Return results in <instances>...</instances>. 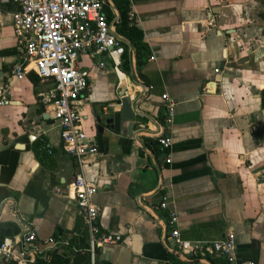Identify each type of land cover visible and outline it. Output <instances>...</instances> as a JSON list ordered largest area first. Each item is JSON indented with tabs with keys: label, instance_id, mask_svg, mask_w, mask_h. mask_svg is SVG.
<instances>
[{
	"label": "crops",
	"instance_id": "obj_1",
	"mask_svg": "<svg viewBox=\"0 0 264 264\" xmlns=\"http://www.w3.org/2000/svg\"><path fill=\"white\" fill-rule=\"evenodd\" d=\"M124 1L147 48L135 62L147 87L131 76L129 50V72L107 55L82 58L90 82L79 102L80 123L99 150L83 163L68 155L58 123L39 101L51 82L32 72L12 74L23 57L12 30L17 6L0 5V90H7L0 107V243L25 227L39 240L34 256H0V264H86L88 225L67 195L76 175L97 185L98 224L121 238L100 250L98 264H225L213 254L182 255L186 261L170 251L169 212L182 240L232 234L239 259L264 264V0ZM106 13L112 22L108 2ZM123 88L156 120L144 118L143 132L159 133L160 124L171 137L168 149L157 138L140 136L135 143L119 131L98 132L97 114L119 110ZM164 94L175 102L169 128L162 122ZM164 194L168 206L160 209ZM140 204L166 225V245L163 225ZM46 238L60 241L59 248L44 249Z\"/></svg>",
	"mask_w": 264,
	"mask_h": 264
},
{
	"label": "built area",
	"instance_id": "obj_2",
	"mask_svg": "<svg viewBox=\"0 0 264 264\" xmlns=\"http://www.w3.org/2000/svg\"><path fill=\"white\" fill-rule=\"evenodd\" d=\"M9 2L17 6L12 12V30L23 46V57L13 64L12 74L22 78L32 72L51 82L38 96L50 118L59 125L60 143L69 156L81 163L94 158L99 154L97 144L80 123L79 102L90 82V72L83 67L82 58L107 55L117 68L127 46L111 31L107 0H0V5ZM6 94V89L0 90V107L6 102ZM162 98L163 127L169 128L175 102L167 94ZM157 143L161 149H168L172 143L170 135L163 133ZM165 162H171L170 155ZM97 189V185L83 175H76L67 187V195L83 210L89 229L86 264H98L100 250L121 242L119 235L102 230L98 224L100 208L94 201ZM158 206L167 208V194L161 196ZM167 227L172 249L189 259L213 254L225 264H254L237 257L232 234L205 242L182 240L174 212L168 214ZM38 242L35 232L25 227L20 236L5 237L1 241L0 256L3 260L32 257L38 252ZM42 244L44 249L59 248L60 241L46 238Z\"/></svg>",
	"mask_w": 264,
	"mask_h": 264
},
{
	"label": "water",
	"instance_id": "obj_3",
	"mask_svg": "<svg viewBox=\"0 0 264 264\" xmlns=\"http://www.w3.org/2000/svg\"><path fill=\"white\" fill-rule=\"evenodd\" d=\"M108 4L110 5V7L112 8L115 18L112 20L111 22V31L118 37L120 38L129 48V51L131 53V76L133 78V80L140 84V85H144L145 87H147V84L142 82L139 78H138V74L136 71V48L134 46V44L125 36L121 35L116 27L117 25L121 22V15L120 12L118 11V9L116 8L115 4L113 3L112 0H107ZM228 74H231V72H225ZM224 76H226V74H224ZM147 92L144 93V97H146ZM133 95H131L126 88H123L122 93L120 95V98L115 102L116 105L120 106L119 110L116 111H109L108 113L102 112V113H98L96 116V122H97V130L99 133H102L104 130H111V131H119L122 133V135H125L127 137H132L133 141L135 143H138V138L140 136H145V137H149V138H158L162 135V126L159 124V127L161 129V131L159 133H145L143 132V130L145 129V123H144V118H150L154 121L155 118L138 109V104L139 101L138 100H134L133 102H131V97ZM134 98V96L132 97ZM43 111H45L44 107L42 108ZM44 118H48V115H44ZM137 129L134 133L133 131ZM140 147L144 150H146L143 146L140 145ZM154 160V158H153ZM155 165L158 167V165L155 162ZM161 183V175L159 174V182L158 185L152 190L151 194H154L158 188L159 185ZM138 200H140L141 195L137 196ZM141 207H143L144 209L150 211L154 217L161 222V219L159 218V216L156 214V212L150 208V206L147 205H142L140 204ZM161 225H163V239L162 241L165 244V237H166V225L161 222ZM166 245V244H165ZM170 251H172L176 256L180 257L183 260H187V258L183 257L182 254L178 251H175L173 249H170Z\"/></svg>",
	"mask_w": 264,
	"mask_h": 264
},
{
	"label": "trees",
	"instance_id": "obj_4",
	"mask_svg": "<svg viewBox=\"0 0 264 264\" xmlns=\"http://www.w3.org/2000/svg\"><path fill=\"white\" fill-rule=\"evenodd\" d=\"M117 6L120 10L121 14V22L118 27V32L127 37L135 46L136 48V56L137 59H139L143 53V51H147L146 45L143 42V34L142 31L135 26V24H129L130 23V18L128 17V12L129 8L124 0H116ZM111 18V15L109 16ZM128 48L125 46V53L121 57V63H120V68L123 71L129 72L130 67H129V58H128ZM163 122V121H162ZM34 146L36 145V142L33 143ZM219 261H222L219 257H217ZM212 260V259H211Z\"/></svg>",
	"mask_w": 264,
	"mask_h": 264
}]
</instances>
